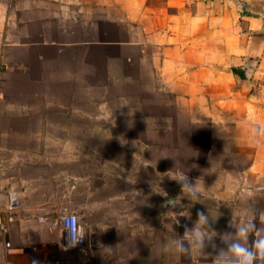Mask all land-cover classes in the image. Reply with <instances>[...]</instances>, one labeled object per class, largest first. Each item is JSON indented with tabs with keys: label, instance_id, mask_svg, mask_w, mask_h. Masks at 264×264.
Segmentation results:
<instances>
[{
	"label": "crops",
	"instance_id": "1",
	"mask_svg": "<svg viewBox=\"0 0 264 264\" xmlns=\"http://www.w3.org/2000/svg\"><path fill=\"white\" fill-rule=\"evenodd\" d=\"M254 109L264 123V0H0V209L16 190L23 248L0 231V264H214L170 248L198 212L218 248L232 220L264 235ZM64 211L86 261L61 245Z\"/></svg>",
	"mask_w": 264,
	"mask_h": 264
},
{
	"label": "clouds",
	"instance_id": "2",
	"mask_svg": "<svg viewBox=\"0 0 264 264\" xmlns=\"http://www.w3.org/2000/svg\"><path fill=\"white\" fill-rule=\"evenodd\" d=\"M262 25L256 22L253 30H260ZM250 120L253 122L251 136L254 143L259 144L264 139V123L259 120L255 111H252ZM175 179L185 193V197L199 201L200 190L197 180L193 183L186 174L170 177ZM175 205V200L168 202ZM215 218L203 212L197 213V219L191 228H186L183 236H176L170 242V248L182 256H190L193 249L203 251L206 247H211L216 251L214 264H264V235L260 234L253 220L236 224L231 221L235 228L234 233H224L220 235V242L223 247L216 243L218 233L212 227ZM250 236L254 239L250 242Z\"/></svg>",
	"mask_w": 264,
	"mask_h": 264
},
{
	"label": "built area",
	"instance_id": "3",
	"mask_svg": "<svg viewBox=\"0 0 264 264\" xmlns=\"http://www.w3.org/2000/svg\"><path fill=\"white\" fill-rule=\"evenodd\" d=\"M20 206V197L16 190L7 191V202L0 209V231L4 235V244L9 254L23 252V248L14 246L9 239L11 224L16 218ZM61 245L64 250L69 251L73 256L86 261L89 259L90 241L84 226L81 224L78 214L75 211H64L57 220ZM40 264H55L51 258H43Z\"/></svg>",
	"mask_w": 264,
	"mask_h": 264
},
{
	"label": "rangeland",
	"instance_id": "4",
	"mask_svg": "<svg viewBox=\"0 0 264 264\" xmlns=\"http://www.w3.org/2000/svg\"><path fill=\"white\" fill-rule=\"evenodd\" d=\"M99 243V242H98ZM114 243H116V242H114ZM102 244V246L101 247H97V248H102V249H104L105 247H104V242H102L101 243ZM98 245H100V244H98ZM109 245H110V243H109ZM114 247V249L116 248V249H118V250H120V248H119V246L118 245H113V246H110V248L112 249ZM100 259H102V260H100ZM113 260H114V262L112 263V264H120V258L119 257H115V258H112ZM97 260H98V262H97V264H101V263H103V260H105V258L104 257H101L100 255H98L97 254Z\"/></svg>",
	"mask_w": 264,
	"mask_h": 264
}]
</instances>
